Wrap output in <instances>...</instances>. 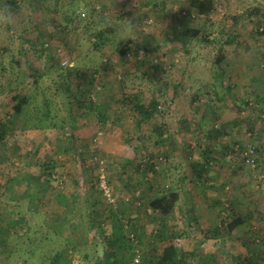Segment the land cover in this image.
Instances as JSON below:
<instances>
[{"label": "rangeland", "instance_id": "1", "mask_svg": "<svg viewBox=\"0 0 264 264\" xmlns=\"http://www.w3.org/2000/svg\"><path fill=\"white\" fill-rule=\"evenodd\" d=\"M214 3L199 16L187 0L21 1L32 6L22 30L0 33V118L12 116V95L30 98L0 144V264H50L59 252L64 264H129L133 228L147 245L141 264H154L147 242L160 232L178 249L199 238L193 264H264V108L253 100L264 92V40L253 37L255 17L248 16L264 0ZM68 7L82 8L85 18ZM123 19L142 24L134 40H120ZM98 31L105 42L95 48ZM225 32L236 40L223 44ZM219 44L223 60L215 63ZM57 49L73 69L58 64ZM236 69H256L259 82L247 88ZM126 99L146 109L155 100L158 109L144 118ZM26 121L50 125L25 128ZM193 162L205 165L201 176ZM101 172L113 204L99 189ZM170 191L178 192L172 214L152 215L148 200ZM27 197L28 208L50 213L53 226L55 216L59 224L69 220L63 213H89L96 243L76 250L44 230L28 231ZM13 211L22 223L14 225ZM232 211L244 221L223 230ZM117 224L120 246L109 234ZM191 244L187 251L196 249Z\"/></svg>", "mask_w": 264, "mask_h": 264}, {"label": "trees", "instance_id": "2", "mask_svg": "<svg viewBox=\"0 0 264 264\" xmlns=\"http://www.w3.org/2000/svg\"><path fill=\"white\" fill-rule=\"evenodd\" d=\"M21 1H31V0H21ZM10 3L13 4V6H15V0H9ZM188 4L195 10V13L199 16H209L211 14V12L215 9V3L214 0H187ZM101 6V5H100ZM56 8V7H55ZM54 8V9H55ZM95 8V7H94ZM264 6L260 7V8H252L251 10H249L250 16H254L255 17V21H254V28H253V37L257 36L260 37L264 40ZM72 17H76L77 19L78 16L73 13L72 15H70ZM83 19V18H82ZM146 20V19H145ZM140 26H142V24H140ZM195 32V31H194ZM225 39L223 41H221L223 44H231L236 40V35H234V33H230V32H225ZM94 39H93V43L92 46H94L95 48H98L99 46H101L102 44H104V40H103V35L102 32H97L94 33ZM215 43H221L220 40L218 41L217 39L214 41ZM131 42H126L123 44L124 47L120 48L119 51L120 53L123 55H125L128 52V48L130 47ZM49 43L45 42L43 44V48L45 50H49ZM222 50V45L219 44L218 46V55L215 59V63H221V61L223 60V56L220 53ZM60 56H62V51L61 49H57L56 51ZM66 62L64 65H62L63 62ZM58 64L61 67H65V68H69V69H73L71 68L73 66V64L70 62V60L68 59L67 56H62V58L60 59V61L58 62ZM77 76L79 78H85L86 77V73L83 71H77ZM39 76V74H38ZM96 76L94 75L93 72V77ZM93 78L91 76V80H89L91 83L93 82ZM90 83V84H91ZM93 85V83H92ZM96 87V91L99 90V85L95 86ZM87 90V89H86ZM85 92V91H84ZM83 94V92H81ZM95 91L92 92L91 97H94ZM11 101H12V116L11 117H6V118H0V144L1 142L5 139L6 135L11 131L16 129L17 126H19L18 124H20V120L23 118V113L24 110L26 108V106H28V104L30 103V98L29 96L26 95H21V94H14L10 97ZM90 99V98H89ZM93 100V98H91ZM137 99V97H136ZM94 101V100H93ZM126 101L132 102L134 104V107L137 109H140L139 111L141 113H144V118H150L151 115H153V113H155L158 109V103L155 100H152L147 109L144 108L142 105L139 104V102H136L132 99H126ZM144 108V109H143ZM42 118V117H41ZM40 121V120H39ZM43 122V121H40ZM71 122L74 123V120H71ZM35 124V123H34ZM32 127L35 126L33 125V123L31 124ZM31 125L28 124V121H26L24 127H30ZM40 126H49L50 123H48L47 121H45L44 124L39 123ZM39 125H36L35 127H38ZM22 127V128H24ZM207 158V157H206ZM206 158H205V162H206ZM204 164L201 163H192V168L194 173L197 176H201V173H203L204 170ZM52 175V173H49ZM99 175V174H98ZM55 176H53L54 178ZM59 181V180H58ZM178 197V192L177 191H170V192H165V193H161V194H157L154 197L150 198L148 200V207L151 210V214L154 216H159L161 219L166 218V216H168V214H170L175 206V202L177 200ZM91 205H93L91 203ZM93 209V207H92ZM39 214V213H38ZM106 218V216L101 215V217ZM103 219V218H101ZM18 221L19 223H22V218L21 221ZM244 221V218L242 217L241 214L236 213L235 211H232V218L226 223L225 227H222L223 230H227V231H232L234 230L236 227H238L240 224H242ZM120 222V220H119ZM121 222L123 223V226L125 228L127 221L125 219H121ZM102 224V221H101ZM104 226V225H102ZM117 227H121L119 230H117L118 234L111 232V230L109 231L110 236L112 237L113 241L116 243V245H119V234L122 235V226L121 224H117ZM226 228V229H225ZM104 229V228H103ZM133 231H129V233L127 232V247L130 246L131 248V260L129 261V264H132V258H133V247L134 245L131 242V238L130 236L134 237V240L136 241V244L138 246V248L141 250V256L143 257V237H142V233L137 232L136 229H131ZM34 231V230H33ZM113 231V229H112ZM215 231V230H214ZM216 232V231H215ZM54 236V235H53ZM51 235V237H53ZM147 242V241H146ZM147 244L153 248V244H151L150 242H147ZM60 250V249H59ZM30 251H32V255L34 254V249H30ZM65 252H63L64 255ZM62 253H57L54 257H50L51 261L50 264H64V257H63ZM142 263V261H141ZM183 263L182 260L180 258H176V250L173 247V245H167L164 246L162 248V250L160 251V253L158 254V256L156 257V261L154 264H181Z\"/></svg>", "mask_w": 264, "mask_h": 264}, {"label": "crops", "instance_id": "3", "mask_svg": "<svg viewBox=\"0 0 264 264\" xmlns=\"http://www.w3.org/2000/svg\"><path fill=\"white\" fill-rule=\"evenodd\" d=\"M258 71L260 72L259 69H258ZM263 71H264V69H263ZM240 73L241 74H244L243 75V81H244L243 84H245L247 88L248 87L249 88L255 87L256 86V83L259 82V80H258L259 77L256 76L259 73L256 71V69H252V70L251 69H247L246 71H243L241 69H236V70H233L232 71V75L238 74V77H239ZM262 79L264 80V77H262ZM239 80H241V79H239ZM256 92L258 94L260 92V89L259 88L256 89ZM256 96L257 97H255L253 99L254 102L255 103L256 102L258 103V101H260L259 102L260 103L259 105H261V107L264 108V104L261 103V101L264 100V92L259 93ZM28 200H29L28 197H27V200L26 199H23L22 200L23 203L24 202L27 203L26 210L23 211V214L24 215L26 213L27 220H25L23 218L24 215L21 216V215H19L17 213V211H13V217H12V219H14V225L19 224V222L18 221H15V220H18L19 219V221H21V218H22V219H24V222L26 223V227H27L26 229L28 231H31V229L34 230V232L36 230L37 231L38 230H40V231H43L44 230L45 233H48V234H50L52 236L54 235L53 238H51V240L55 239L56 242L64 243L66 246H68V244H71V245L74 246V248L76 250L81 249L83 246L85 247V246H88L89 244L90 245L91 244L93 245L94 243H96L94 237H92V235H91V234L94 233V228H95L94 227V223H93L94 220H92V218H90L92 216H89V213H88L87 216L77 215V213H75V214L70 215V217H67V218H65L66 213H63L62 214L63 215L62 216V221L63 220L65 221L67 219H69V220L68 221H65L64 223L62 222L63 224L62 223L59 224L60 222H57V220H56L57 217L55 216V220H54V224L55 225L53 226L52 225V221L53 220L51 218H48V216L50 215V213H45L44 211L42 212V210L40 211V209H38V208H36V209L35 208H30L29 209L28 208ZM38 201L40 202L41 200H38ZM174 208H176V207L174 206ZM171 214H172V212H171ZM37 215H40L42 217L41 222L40 221H38V222L36 221ZM100 215H101V213L100 214L98 213V216L96 218H98V219L103 218V216L101 217ZM139 225H141V223H139ZM43 226H45V227H43ZM101 226H102V224L100 225V227ZM81 231L83 233L80 235V232ZM185 232L186 231L183 230V233H185ZM113 233H114V231H113ZM115 233L117 234V232H115ZM191 233H193V231L192 232H188L187 231L185 234H189V237H190ZM85 234H86V236H85ZM159 234H155L154 233V240H152L150 242L151 244H153V248H154L153 249L154 256L152 258V259H154V263L156 261V257L158 256V254L160 253V251L162 250V248L164 246L173 245V247L176 250V258H180L182 260V262H183L181 264H193L191 262L190 258H192V259L195 258L196 253H197V248L202 244V241H200L199 238H195L194 240H192V242H190V240L188 241L187 238L183 239V241L187 240V244L183 245V247L181 249H178L177 246H176V244H172V242H169L168 241L170 239L167 238V236H164L162 233H161V235H159ZM43 241L44 240H41L39 242V245ZM78 242H81V244L78 243ZM191 243H194V246L193 247H195L196 249L195 250H191L190 249L191 251H187V249L185 248V246L186 245L187 246H190V245H192ZM111 245L113 246V244H111ZM146 247H147V245H145V248L143 247V251H145ZM38 248L39 247H37V249ZM149 254H151V252H149ZM197 255H200V254H197ZM197 257H199V256H197Z\"/></svg>", "mask_w": 264, "mask_h": 264}, {"label": "clouds", "instance_id": "4", "mask_svg": "<svg viewBox=\"0 0 264 264\" xmlns=\"http://www.w3.org/2000/svg\"><path fill=\"white\" fill-rule=\"evenodd\" d=\"M31 4H26L21 7V0H15V6L9 0H0V33H14L22 30L25 20L28 15H31ZM65 11L72 15H78V10L75 7H68ZM140 26L133 22L131 19H123V23L118 26L121 32L120 40L133 39L139 30Z\"/></svg>", "mask_w": 264, "mask_h": 264}, {"label": "built area", "instance_id": "5", "mask_svg": "<svg viewBox=\"0 0 264 264\" xmlns=\"http://www.w3.org/2000/svg\"><path fill=\"white\" fill-rule=\"evenodd\" d=\"M101 8L100 5H95V9L96 10H99ZM78 18H85L86 16V13L84 12V10L82 8H78ZM152 22V19H146L143 21V23L145 25L149 24ZM66 62L64 61L62 63V65H64ZM248 152L252 153V149H249ZM98 185H99V189L100 191L103 193V196L105 197V200L108 202V203H115L114 201V198L111 196V193H110V189H109V186L107 185V182H106V175L105 173L101 172L99 175H98ZM130 240L132 242V244L134 245L133 247V258H132V264H141V261H142V256H141V250L138 248L137 244H136V241L134 240V237L130 236Z\"/></svg>", "mask_w": 264, "mask_h": 264}]
</instances>
